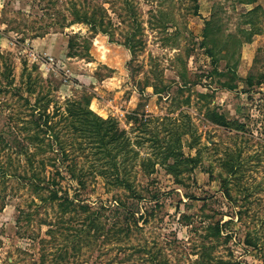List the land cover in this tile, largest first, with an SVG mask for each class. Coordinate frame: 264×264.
<instances>
[{
  "label": "rangeland",
  "instance_id": "374dc122",
  "mask_svg": "<svg viewBox=\"0 0 264 264\" xmlns=\"http://www.w3.org/2000/svg\"><path fill=\"white\" fill-rule=\"evenodd\" d=\"M0 136V264H264V0H0Z\"/></svg>",
  "mask_w": 264,
  "mask_h": 264
},
{
  "label": "trees",
  "instance_id": "16d2710c",
  "mask_svg": "<svg viewBox=\"0 0 264 264\" xmlns=\"http://www.w3.org/2000/svg\"><path fill=\"white\" fill-rule=\"evenodd\" d=\"M100 11H102V12L100 13L98 18L94 17V14L93 15L91 14L90 16L89 15L88 16H84L82 21L88 23L92 27L93 30H98L96 28H100V26H101V31H106L105 26L102 27V25H101L104 22L103 15H104L105 11L103 9H101V8H100ZM76 20H77V18H76ZM71 22H73V20ZM211 25H212V19L211 18L205 20V25H204L203 32H202L204 39L208 36V33L210 31ZM201 43L204 44L203 41ZM207 52L210 55L212 54L209 49H207ZM251 79H252L251 75L247 76V85H251L252 84L251 83ZM154 92H159V91L154 87ZM37 99H39V98H37ZM82 99L86 100V97L83 96L80 99L71 101L69 106L67 107L66 111H68L70 114H74L75 116H77L78 117V121L83 122V124H85L87 127H89L88 130L95 131V130H97L100 127V125L102 124L104 119H102L100 116H98L97 114H95L91 110H85L86 113H90L91 114V117H88L85 112H82L81 110H83V108L79 107V104L81 103ZM25 101L28 102L29 99L25 98ZM32 107H33L32 110L34 112L35 108L38 107V105L36 103V100L34 101ZM37 109H38L37 118H39V119L38 120L37 119L34 120L35 124L37 125V133H36L35 137L39 138V131H41L43 133V136L48 133V134L51 135L50 136L51 138L56 139L57 138L56 133L53 130H51L52 129L51 125L48 124L49 116L45 112V107L42 108V109L41 108H37ZM41 117H43V118H41ZM222 123L226 127H231V124H230V122L228 120H223ZM26 138L28 139L30 137H26ZM43 139H44V137L40 138V140H43ZM48 145L52 146L51 143H48ZM52 164L54 166L55 173H53V174H51V176L49 175L47 177V179L45 180V184L43 185V188H47L48 190H50L49 197L56 198V197H59V195H58L59 189H57V185H58L59 181L57 180V175L61 176V177H63V175H62V169H60L59 166H56L55 162L52 163ZM70 170H71V173L73 172V174H74V171L72 169H70ZM77 183L78 184H83V181L78 180ZM121 184L124 186V188H126V189H128L130 191H133L132 185H131V183L129 181L122 180ZM63 193L66 195V196L62 197L63 200H68L69 203H76L77 202L78 204H75V205L79 206V208L82 209L83 211H86V217H85V226H86L85 228L86 229H85V231L87 233H89L90 229H92L94 235L102 234L103 227L101 226V223L99 222L97 217L94 216V214L97 213V212L96 211H90L89 205L87 203H82L77 196H75L72 199H69L68 190H64ZM135 195L138 196L137 194H135ZM118 206L124 208L123 211L125 212V214H124L125 217L126 216H134L135 215L134 214L135 211L127 209L124 206V203H117L115 208H117ZM140 217H141V214H140L139 218ZM222 227H223V223L220 224V223L216 222V224L214 225L213 229L215 230L216 234H219L221 229H222ZM111 231H112V227H111V229L109 227L106 230L105 235L108 234V233L110 234ZM104 237L105 236L103 234V238ZM247 243L248 244H252L248 240H247Z\"/></svg>",
  "mask_w": 264,
  "mask_h": 264
}]
</instances>
